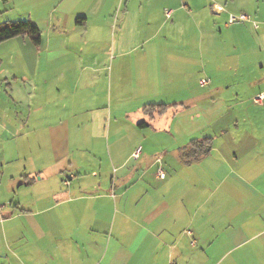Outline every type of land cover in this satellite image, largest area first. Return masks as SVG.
<instances>
[{
    "label": "crops",
    "instance_id": "crops-1",
    "mask_svg": "<svg viewBox=\"0 0 264 264\" xmlns=\"http://www.w3.org/2000/svg\"><path fill=\"white\" fill-rule=\"evenodd\" d=\"M111 1L0 56V264H264V8Z\"/></svg>",
    "mask_w": 264,
    "mask_h": 264
},
{
    "label": "rangeland",
    "instance_id": "rangeland-1",
    "mask_svg": "<svg viewBox=\"0 0 264 264\" xmlns=\"http://www.w3.org/2000/svg\"><path fill=\"white\" fill-rule=\"evenodd\" d=\"M111 2H113V0ZM191 2L192 3L188 4L187 9L207 7L211 15L213 12L214 15L215 13H221L217 11L218 6L223 7L222 12H224L225 8L227 7L233 8L234 13L242 6H249L253 9L256 7L264 8V0H191ZM56 3L57 0H0V26L9 22L30 21L40 29L41 39L44 41V31L47 30L49 20H53L57 17L55 11L57 6ZM172 14L173 11L171 15L167 17L170 18ZM203 21L206 22L205 20ZM260 26L261 29H263V25L260 24ZM24 40L26 41L27 45L24 44ZM261 40L260 42H264V39ZM35 44L36 43L35 41L33 43V37L31 34H29V32L24 35L16 36L0 43V56H15L17 54L31 56L32 52H30V50H34V46H36ZM252 200H257V202L264 201V190L259 194L253 195ZM261 240H264V236L260 239L254 240L253 242H259ZM233 251L234 249L225 256L227 260L224 264H227L229 260H231L233 257H236L238 252ZM248 258L249 256H247L246 259ZM258 259L259 258H257V261Z\"/></svg>",
    "mask_w": 264,
    "mask_h": 264
},
{
    "label": "trees",
    "instance_id": "trees-1",
    "mask_svg": "<svg viewBox=\"0 0 264 264\" xmlns=\"http://www.w3.org/2000/svg\"><path fill=\"white\" fill-rule=\"evenodd\" d=\"M32 35L33 40L36 43L40 42L41 35L40 29L31 23L30 21H17L4 23L0 26V43L2 41L14 38L19 35H24L28 33ZM168 108V105L165 104H149L146 106V111L153 112L159 111L163 113ZM145 122H141L139 125H145ZM210 138H205L203 140H193L191 143V155L194 158H199L204 156L207 153V148L210 146Z\"/></svg>",
    "mask_w": 264,
    "mask_h": 264
},
{
    "label": "built area",
    "instance_id": "built-area-1",
    "mask_svg": "<svg viewBox=\"0 0 264 264\" xmlns=\"http://www.w3.org/2000/svg\"><path fill=\"white\" fill-rule=\"evenodd\" d=\"M172 9H169L166 11V15L169 17L172 13ZM218 12H222L223 11V7L222 6H218V9H217ZM248 21H251L253 22L254 26L255 27H259V23L255 20L252 19V16L248 13H245V12H241L239 14H235V13H229V17H228V24H235V23H239V22H248ZM200 83L202 85H207L209 84V80L206 79V78H203L200 80ZM252 102L254 104H258V105H263L264 104V90L256 93L255 95H253L252 97ZM142 151V146H139L135 152H134V156L135 157H139L140 153ZM157 175L160 177V178H164L165 177V173L163 171L162 168L158 167L157 168ZM69 180H66L65 181V184H69ZM0 210H1V207H0ZM193 242H195L193 240ZM173 264V262L171 263Z\"/></svg>",
    "mask_w": 264,
    "mask_h": 264
}]
</instances>
